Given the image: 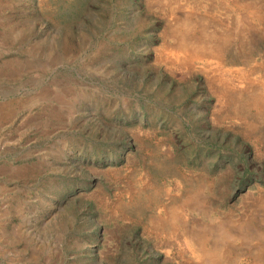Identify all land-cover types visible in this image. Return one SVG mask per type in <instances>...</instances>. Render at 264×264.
I'll return each mask as SVG.
<instances>
[{
    "label": "rangeland",
    "instance_id": "rangeland-1",
    "mask_svg": "<svg viewBox=\"0 0 264 264\" xmlns=\"http://www.w3.org/2000/svg\"><path fill=\"white\" fill-rule=\"evenodd\" d=\"M0 264H264V0H0Z\"/></svg>",
    "mask_w": 264,
    "mask_h": 264
}]
</instances>
